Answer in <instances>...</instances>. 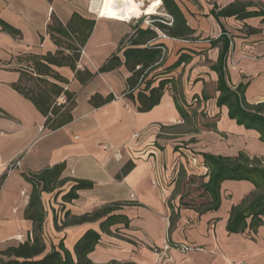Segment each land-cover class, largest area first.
Masks as SVG:
<instances>
[{"label": "crops", "instance_id": "crops-1", "mask_svg": "<svg viewBox=\"0 0 264 264\" xmlns=\"http://www.w3.org/2000/svg\"><path fill=\"white\" fill-rule=\"evenodd\" d=\"M173 1L194 32L188 38H177L162 37L157 30L147 43L162 44V60L145 68L132 96L127 97L122 94L132 72L125 64L124 51L147 47L133 45L128 38L150 22L132 23L138 16L134 13L128 20L118 18L117 0H99L97 13L90 10V0H0V258L7 259L4 251L33 237V222L25 217V209L35 182L43 207L45 252L62 244L75 260V242L93 229L100 237L88 257L96 264L112 260L264 264V216L254 232L226 230L232 206L252 193L254 185L248 180H222L218 206L210 208L209 169L204 162L205 154L235 157L239 152L264 159L258 131L230 118L227 106L217 102L214 66L221 42L214 46L209 42L222 32L227 35L222 68L228 85L243 84L248 103H264V0ZM235 1L258 14L245 18L219 14ZM160 5L161 0L155 8ZM74 14L93 21L75 69L48 63V54L71 53L65 43L57 44L51 38V33L57 36L49 30L52 18L63 26L76 25ZM2 22L17 33L5 30ZM63 39L78 44L74 37ZM113 56V66L98 71ZM178 59L182 61L172 66ZM40 65L49 72L40 70ZM76 71L92 76L82 83ZM161 79L166 83L158 103L149 110H137V93L149 94ZM23 82L32 83L26 88ZM50 86L72 95L68 112H54L57 95ZM43 91L52 100L48 122L58 123L64 113L70 120L53 128L45 123L47 115L40 106L47 108L48 104L37 97ZM108 95L114 98L103 102ZM128 164L130 168L122 174ZM57 166H61L58 180L64 181L44 190L43 180L35 175ZM77 180L90 181L93 186L78 190L71 201L64 200L62 196ZM112 202L126 204L109 213L120 218L107 231L100 229L105 217L62 225L72 215ZM166 241L171 245L168 257L157 261L154 248ZM180 243L190 248H175Z\"/></svg>", "mask_w": 264, "mask_h": 264}, {"label": "trees", "instance_id": "trees-1", "mask_svg": "<svg viewBox=\"0 0 264 264\" xmlns=\"http://www.w3.org/2000/svg\"><path fill=\"white\" fill-rule=\"evenodd\" d=\"M160 1V0H159ZM160 7L163 9L166 15L163 17H154L149 15L150 25L145 29L136 28L133 35L128 38L133 45L147 44V47H133L128 48L124 51L126 57L125 64L132 72L126 79L127 89L122 94L123 96L131 97V90L136 85L138 78L143 73L146 67L150 66L154 62L158 61L162 55V44L154 43L148 44L147 41L153 39L156 36V31L165 34L170 37L177 38H188L193 34L191 29L185 22V19L173 0H161ZM257 12L248 11L245 9V4L240 1H235L227 6L223 7L219 14L223 16H235L236 18H245L256 14ZM258 14V13H257ZM76 19V25L72 22L63 26L57 19L52 18V25L49 26L51 32H56L57 36L53 33L50 34L51 38L55 43H65L67 48L70 50V54H64L63 51H56L53 55L48 54L45 59L48 63L54 64H67L75 69V61L80 56V49L83 43L91 31L93 26L92 20H85L79 17L77 14L73 15ZM3 28L12 34H16L17 31L10 27L8 24L3 23ZM74 37L78 40V44L66 43L63 38L71 39ZM212 46L216 45L217 42H221L219 58L214 66L218 74L217 80V91L219 92L217 102L218 104H225L228 108V115L230 118L235 119L238 123L245 125L248 128H253L258 131L259 138L264 142V103L250 104L245 100L243 95L244 85L240 84L236 87H231L227 83L225 72L222 68L223 57L225 56L229 38L222 32L217 38L209 39ZM113 60L116 57L110 58L106 65L102 66L98 71L104 70L107 67L113 66ZM182 60H185L182 58ZM181 59H178L172 66L179 64ZM112 61V64L109 62ZM109 64V65H108ZM140 65L136 69V65ZM39 69L45 73L49 72V68L45 65H40ZM38 69V70H39ZM78 79L84 83L88 80L92 74L90 72H84L81 74L76 71ZM166 83L165 79H161L157 86L150 88L149 94L143 92L137 93V99L139 105L136 107L139 111H146L152 108L158 103L159 98L162 94V89ZM149 87V81L146 83V88ZM51 92L58 95L61 91H64L70 99V103L63 109L64 112H68L69 107L72 104V95L66 90L52 89L49 87ZM23 92V91H22ZM46 91L39 93L38 98L42 97L43 103H47V108H41L37 99H32L40 106L41 111L47 115L45 123L50 128L59 126L64 122L70 120V115L64 113L63 118L56 124L49 123L48 108L51 105V98ZM113 95H108L103 102L112 100ZM93 101V99H92ZM52 108H55L52 109ZM51 110L54 112L60 110V108L52 107ZM180 112L181 109L179 108ZM58 124V125H57ZM204 162L209 169V179L206 184V189L209 190L212 196V204L210 208H217L219 203L218 189L219 184L224 179H235V180H248L254 185V191L249 195L245 196L242 201L232 206L231 212L227 221L226 230L228 232H243L246 228L253 232L258 226L263 224L262 216H264V159L257 156H248L243 152H239L235 157L227 156H215L211 154L204 155ZM130 168V164L126 165L122 169V174ZM61 170V166L45 169L35 175L37 179L43 180V189H52L56 184L62 183L64 180H58V176ZM119 176V175H118ZM1 181V180H0ZM33 190L30 195L29 203L25 209V217L29 218L33 222V237L31 240L20 243L16 247H10L3 252V255L7 259L0 258V264H96L92 262L88 253L93 250L95 244L98 242L100 234L93 230L88 229L81 235L75 242L73 250L75 254V260L71 254L59 244L58 249L54 246L47 252H45V243L42 237V222H43V207L39 197V190L37 184L33 183ZM93 186V183L86 180H77L70 187V189L62 196L64 200L71 201L77 197V191L80 189H88ZM126 204L120 202H112L104 204L91 212L83 213L80 215H72L68 217L63 223V226L79 224L83 222L94 221L105 217L100 222V229L107 231L108 226L117 222L120 215L109 214L113 210L117 209L119 205ZM68 216V213L67 215ZM106 264H133L130 262L120 263L115 260L109 261Z\"/></svg>", "mask_w": 264, "mask_h": 264}, {"label": "bare ground", "instance_id": "bare-ground-1", "mask_svg": "<svg viewBox=\"0 0 264 264\" xmlns=\"http://www.w3.org/2000/svg\"><path fill=\"white\" fill-rule=\"evenodd\" d=\"M117 1H118L117 16L120 19H126V20L130 18L132 13L134 14L155 13V5L158 2V0H152L151 3L146 7L141 0H117ZM98 5H99V0H94V1L90 0L89 7L91 11L97 13Z\"/></svg>", "mask_w": 264, "mask_h": 264}, {"label": "built area", "instance_id": "built-area-1", "mask_svg": "<svg viewBox=\"0 0 264 264\" xmlns=\"http://www.w3.org/2000/svg\"><path fill=\"white\" fill-rule=\"evenodd\" d=\"M148 23H149V21H148ZM160 35L162 37H165V34H163L161 32H160ZM161 50H162V55H163L164 48L162 47ZM81 52H82V48L80 49V53ZM159 60L161 61L162 57ZM69 103H70V99H68L66 93L64 91H61L55 97V99L52 103V107L64 109ZM174 246H175V248H178L181 251H186L190 248L187 244H183V243L176 244ZM170 247H171V245L167 241L163 243L162 247H160V248L155 247L154 253H155L156 260L157 261H163L164 259H166L168 257L167 253H168Z\"/></svg>", "mask_w": 264, "mask_h": 264}, {"label": "rangeland", "instance_id": "rangeland-1", "mask_svg": "<svg viewBox=\"0 0 264 264\" xmlns=\"http://www.w3.org/2000/svg\"><path fill=\"white\" fill-rule=\"evenodd\" d=\"M143 3H144V5L147 7V5L148 4H150L151 3V1L152 0H141ZM146 2V3H145ZM160 4V1L158 0V2H157V4L156 5H159ZM145 8V7H144ZM164 12L161 10V7L159 6H157L156 8H155V13H153V14H151L152 16H154V17H163L162 15H164L163 14ZM148 16L149 15H145V14H143V13H139L138 14V16H137V18H132L130 21L132 22V23H143V22H150V19L148 18ZM25 82H23V84H22V86H24V87H26L27 88V84H31L32 82H27V84H24Z\"/></svg>", "mask_w": 264, "mask_h": 264}]
</instances>
